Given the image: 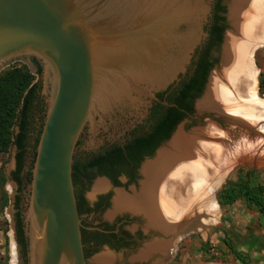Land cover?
<instances>
[{
  "label": "water",
  "instance_id": "obj_1",
  "mask_svg": "<svg viewBox=\"0 0 264 264\" xmlns=\"http://www.w3.org/2000/svg\"><path fill=\"white\" fill-rule=\"evenodd\" d=\"M217 0H0V71L15 61L38 75L45 122L22 196L27 264H115L105 250L86 260L74 154L123 143L142 126L157 94L187 75L209 39ZM225 31L194 113L151 157L129 191L96 179L86 195L113 190L89 222L126 218L148 235L133 260L169 264L178 243L221 222L215 200L237 166L264 169V100L254 51L264 48V0H222ZM42 66L38 74L30 62ZM142 129V128H141ZM17 133V127L14 128ZM14 146L6 173L15 168ZM15 264L16 186L6 185Z\"/></svg>",
  "mask_w": 264,
  "mask_h": 264
},
{
  "label": "trees",
  "instance_id": "obj_2",
  "mask_svg": "<svg viewBox=\"0 0 264 264\" xmlns=\"http://www.w3.org/2000/svg\"><path fill=\"white\" fill-rule=\"evenodd\" d=\"M224 13L222 0H217L214 19L207 27L209 39L197 50L189 72L178 84L172 85L165 92L168 94L166 98L165 93L158 95L161 102L152 108L151 120H155L152 124V132L128 139L126 146H112L107 155L96 156L87 165L73 163V181L78 172L84 169L102 167L105 164L113 167L119 164L125 165L129 160H134L137 153L151 152L152 154L158 144L154 145L158 134L163 135L164 141H167L174 129L194 113L195 101L202 96L209 73L217 63V60H212V51L218 50L222 42L226 28ZM41 72L42 70H39L38 74ZM36 79L26 64L12 66L0 73V153H7L12 146L22 149L26 126L39 98V83ZM259 81L260 94L264 96V73L260 75ZM164 101L169 105L163 106ZM15 127L19 130L16 134ZM109 175L112 176L113 172ZM218 198L221 206L234 205L238 199H243L247 207H256L264 217V188L261 185H251L246 177H239L236 183L231 182L223 187ZM17 235L22 255L26 259L24 225L21 219L17 224ZM224 242L235 259L244 263V256L237 252L228 241L224 240Z\"/></svg>",
  "mask_w": 264,
  "mask_h": 264
},
{
  "label": "flooded vegetation",
  "instance_id": "obj_3",
  "mask_svg": "<svg viewBox=\"0 0 264 264\" xmlns=\"http://www.w3.org/2000/svg\"><path fill=\"white\" fill-rule=\"evenodd\" d=\"M30 60L36 72L42 70L40 62L35 57ZM159 94H157L158 100L154 102L153 106L161 102V99L158 97ZM167 95L168 94L165 93V98L167 97ZM42 103L43 101L39 97L35 103V108L33 110L32 116L30 117V120L28 121V124L26 126V135L24 137L22 149H19L18 146H14L16 150L15 168L12 171L11 178L16 186L13 210L17 243V224L19 219H21L23 222L21 212L22 196L26 189V186L30 184L32 180L31 169L35 160L37 145L45 122L44 108ZM168 105L169 104L166 101L163 102V106L166 107ZM152 108L150 109V112L146 117L144 124L127 133V137L125 138V141L123 143H115L112 145L108 144L90 153L80 152L78 149V151L74 154V163H79L82 166L87 165V163L96 158V156L107 155L112 146H126L125 143L128 139L135 138L136 135H140L146 132L151 133L153 130L152 124L155 123V120H151ZM190 116L191 115H189L188 117ZM187 118H185L183 121H185ZM18 132L19 130L17 128V133ZM163 142H165L164 136L158 134L156 136L154 145H156V143L158 144L157 147L154 148L152 154H150L151 152L137 153L136 158L134 160H129V162L125 165L119 164L113 167L110 164H105L102 165V167H90L87 168V170L84 169L83 171L78 172V174L76 175L74 179V186L77 206L83 224L82 238L87 263L91 256H95L105 250H108L116 255L117 259L115 264H150L147 262L140 263L133 260V257L138 254L139 249H141L144 241L148 238V235L143 234L142 230L139 229L140 226L137 228L135 233H132L127 229V227L131 224L126 218L115 219V222L113 224L105 222V225L102 226L88 221V219L90 218H98V216L104 213L105 210H107L111 206V195L113 194V190L111 189L106 193L97 194L94 200H89L86 193L96 179L103 177L107 178L114 187L124 188L126 191H129V188L131 186H135L136 188H138V177L141 176L140 168L142 167L145 158L153 156ZM112 172L113 175L110 176L109 173ZM85 216H87L88 219H85ZM19 247L22 251L20 245ZM25 261H27V258L25 259Z\"/></svg>",
  "mask_w": 264,
  "mask_h": 264
},
{
  "label": "rangeland",
  "instance_id": "obj_4",
  "mask_svg": "<svg viewBox=\"0 0 264 264\" xmlns=\"http://www.w3.org/2000/svg\"><path fill=\"white\" fill-rule=\"evenodd\" d=\"M22 64L26 63L17 60L4 67L0 73L12 66ZM256 64L258 70L260 69L259 81L260 75L264 73V48L257 52ZM33 75L38 81V75ZM260 96L264 97L261 94ZM10 154L11 148L7 153H0V264H12L13 259L10 222L6 216V209L10 207L11 201L5 188L11 182V178L6 173ZM239 177H246L251 185H261L264 188V169L237 166L228 174L226 183L218 191L217 198L223 187L231 182L236 183ZM220 207L221 222L209 230L181 241L178 244L177 254L169 264H264V217L258 209L247 207L243 199H238L234 205L220 204ZM224 240L244 256V263L235 259Z\"/></svg>",
  "mask_w": 264,
  "mask_h": 264
},
{
  "label": "bare ground",
  "instance_id": "obj_5",
  "mask_svg": "<svg viewBox=\"0 0 264 264\" xmlns=\"http://www.w3.org/2000/svg\"><path fill=\"white\" fill-rule=\"evenodd\" d=\"M260 49H263V48H259V49H256L255 51H254V63H255V65H256V67H257V64H256V56H257V52L260 50ZM259 73H260V70H259ZM259 78V77H258ZM259 81H258V96H259V98L260 99H262V100H264V97H261L260 96V88H259ZM227 178V177H226ZM226 183V179L224 180V182L222 183V185H221V187L224 185ZM220 187V188H221ZM219 191V190H218ZM218 191L217 192H215V194H214V196H215V200H216V202H217V204H218V206H219V208H220V211H221V216H222V208L220 207V204H219V202H218V198H217V194H218ZM185 239V238H184ZM184 239H182L181 241H183ZM180 241V242H181ZM179 242V243H180ZM178 243V244H179ZM13 245V244H12ZM177 252H178V245H177V249H176V254H177ZM175 254V255H176ZM12 264H15V254H14V245H13V247H12Z\"/></svg>",
  "mask_w": 264,
  "mask_h": 264
}]
</instances>
